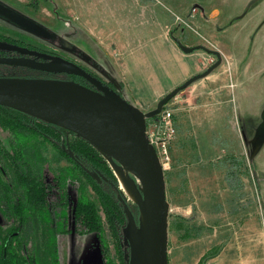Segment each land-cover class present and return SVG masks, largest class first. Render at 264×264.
<instances>
[{"label":"rangeland","instance_id":"obj_1","mask_svg":"<svg viewBox=\"0 0 264 264\" xmlns=\"http://www.w3.org/2000/svg\"><path fill=\"white\" fill-rule=\"evenodd\" d=\"M82 1L84 5H87V0L86 2L85 0H0V41L12 44L17 48H0V56L50 63L56 62V58L66 60L74 58V60L82 62L93 70L106 82L104 85L116 92L120 98L128 102L133 101L132 104L140 106L152 122L155 116L163 111L162 108L157 112L158 102L151 104V100L146 97L143 98L144 96H130L129 90L124 87V81L121 78L117 76L114 78L113 74L103 72L108 68L106 62L95 63L91 60V55L88 53L91 50L89 49V51L86 47L91 42L87 40L92 38V40L97 41V38L91 33V24H89V21L92 20L91 15L85 11ZM131 1L135 3L134 7L138 5L137 1H139L142 8L137 10L148 14L150 25L153 24L161 28L160 23L165 22L171 30L179 28V26L175 28L177 15H181L186 9H192L196 4L204 5L203 0H180L181 5H178L179 7L177 3L173 4L171 0ZM210 1L212 4L220 3L219 9L221 15L223 12L224 17L233 12L234 14L239 12L234 15L233 19L227 20L223 27L226 26L228 29L233 27L232 29L237 30L242 26L255 28L250 35L254 36L252 40L255 45H251V49L248 44L246 47L249 51L247 62L250 65L245 75L246 78L249 77L246 87L251 88L255 83V123H253L252 118L250 120V117L246 116V109L241 106L242 103L245 104V101L240 102L233 92L231 94L232 101L220 110H209L206 107L211 100L206 94L199 96L192 94L188 99H184L185 96H183L184 100L182 101L175 99L196 81L168 102L172 106L177 120L179 116V123L184 126V133L185 130H191L194 133L189 137L185 133L188 143L203 138L212 128H219L218 122L220 123L222 120V134L221 128L216 133L222 138L225 136L224 141L219 142V148L216 149V156H219V151H221L222 156L220 159L213 160V167H216L218 171L227 170V185L221 184L220 176L206 175L207 169H209L207 167L211 166L208 161L209 157L203 158L202 161L195 157L189 160L187 151L184 149L180 150V156L176 155L175 169L172 160L167 168H164L167 172V190L170 202L171 256H174V250L179 242L177 233L180 227L181 213L184 212L183 209L190 204V201H195L200 205L198 210L201 213L207 210L205 206L209 202L214 201L223 205V216L227 219V223L231 222L227 225L229 232L232 230V235L237 237L236 241L234 240L236 244L241 241L237 222H240L241 226L242 221L243 225V221H245L243 218L249 216L246 215V212H251L252 204L254 205L255 217L259 220L260 228L259 236L255 239V242H259V256L256 257L259 260L264 259V15L261 18L256 15L251 20L249 18L250 13H255L256 8H259L264 0ZM31 3H34V6H31ZM145 7L147 11H145ZM185 7L186 9H184ZM206 8L203 10L204 16ZM207 12L209 14V10ZM14 17H21L29 23L37 25L41 31L33 32L16 21ZM93 20L94 23L100 24L101 28L105 29L103 31L105 36L111 37L114 26L107 17H99ZM248 20L249 22L246 23ZM168 26L165 27V31L169 28ZM165 31L164 33L162 31L157 32L154 37L157 34L160 37L169 34L171 37L172 33H168V31L165 33ZM254 32L255 35H253ZM86 36L89 38L86 39ZM172 36L175 41L173 34ZM180 40L183 41V39ZM203 45L210 50L218 51L206 44ZM254 47L255 53L253 52ZM77 52L81 55H77ZM212 54L215 57L213 62L215 63L217 55ZM221 57L223 59L222 53ZM21 67L0 66V77L22 76L75 81L73 77L77 75L67 70L46 71ZM109 70H111L110 67ZM227 73H231V70H227ZM103 81L101 82L103 83ZM168 103L165 107L168 106ZM180 103L186 105L184 110L189 106H194L188 118L182 117L183 113H187L183 108L175 110ZM226 115L230 116L235 129H238L239 126L240 131L242 129L247 131V133L243 131V140L240 137L239 129L238 137L230 128L228 119H223V116L227 117ZM184 119H187L185 124ZM41 129L49 137L50 134L52 135V143L49 142L50 140L45 141V137L42 135H37L33 127L19 128L12 123L6 126L0 125V141L2 142L0 147L3 146L4 148V152L0 151L1 235L4 236L9 233L17 235L23 241V252L24 250L29 251L31 254L43 258L44 264H130V247L126 235L128 217L125 204L128 205L129 210L134 215L138 211L141 213V209L138 210V207L125 196L123 191L122 194L118 185L114 183L111 176V174L115 175L110 164L112 159L107 153L95 146H88L79 136L67 129L62 127L58 130L48 127ZM248 131L250 133L255 131V146L248 143L250 134ZM194 142L191 144L196 143ZM12 150L17 151L16 159H14V153L10 155ZM189 150L190 155V147ZM70 151L73 152V157L70 155ZM186 162L188 163L187 166ZM130 175L135 180L132 173ZM213 181L215 183L211 184ZM29 182L33 189L41 187L44 190L42 200L37 203L34 197L28 198L26 194V185ZM96 184L107 190V192L105 191L106 194L116 195L115 190H117L116 188L119 189L120 192L117 191L116 196L120 200L119 204L123 206V219L120 217L122 221L115 222V218L112 222L108 220L105 206L95 188ZM136 185H140L139 181ZM80 197H86L97 203V210L102 223L100 228L83 225L81 218L76 215V207ZM121 198L126 200L122 201ZM138 215L141 217V214ZM116 223L118 227H116ZM233 224L237 226H233ZM117 245L120 246V249Z\"/></svg>","mask_w":264,"mask_h":264},{"label":"crops","instance_id":"obj_2","mask_svg":"<svg viewBox=\"0 0 264 264\" xmlns=\"http://www.w3.org/2000/svg\"><path fill=\"white\" fill-rule=\"evenodd\" d=\"M171 1L173 4L177 3V6L181 5L180 0ZM203 1L205 7H207L205 16L203 12L205 9L204 5H195L194 3L195 6L192 9H186L185 7L184 9L186 10L179 15L184 22L175 18V28L179 26L177 30H171L165 22L163 24L160 23L161 28L153 24L150 25L148 23V14L137 10L142 8L139 1H137L138 5L136 7H134L135 3L131 0H87V5H84L82 1L85 11L91 15V21H93H89L91 33L97 38V41H94L88 37L89 40L86 36L87 41L91 42L90 45H88V42V46L85 45L88 50H91V52H88L91 55L90 58L95 63H99V61L102 63L106 62L108 68L103 72L105 74H113L114 78L116 76L121 78L124 81V87L128 88L130 96H144L143 98L150 99L152 104L153 102H159L162 97L195 74L205 71L215 61L214 55L204 49H196L190 53L184 52L177 43L176 38L179 40L183 39L182 43L186 46L206 44L223 54L221 65L206 77L190 85L186 91H182L175 99L182 101L188 99L192 94L197 96L206 94L208 99H211L207 105L205 104L206 107L209 110H220L228 106L229 102L232 101L231 94L233 92L240 102L245 101V104L242 103L241 106L246 109V111L244 110L247 113L246 116L250 117V120L252 118L253 123H255V83L251 88L246 87L249 77H245L250 65L247 62L249 51L246 47L248 44L251 49V45H255L252 40L254 36H250L255 28L243 27L242 25L238 30L232 29L233 27H230V29L226 26L223 27L227 20L233 19L234 15L239 12L235 14L233 12L224 17L223 12L221 15V10L219 9L220 3L212 4L210 0ZM212 5L213 7H211ZM145 11H147L146 7ZM255 15L259 18L264 15V3L259 8H256L255 13H250L249 20L255 18ZM99 17H107L108 21L114 26L111 37L105 36L103 32L105 29L101 28L100 24L94 23L93 19ZM185 22H188L189 25ZM167 26L169 28L165 31ZM160 31L172 33L176 42L172 39V34L171 37L166 34L168 36L167 39L165 34L162 37L158 34V36L154 37V34ZM253 35H255V32ZM253 52L255 53V47ZM109 67L111 70H109ZM227 70H231V73H227ZM229 82H232V84L230 85ZM183 96H185L184 99L182 98ZM130 103H133V101H130ZM138 107L142 109L140 106ZM184 107L186 105L184 106L183 103H180L175 110L177 111L180 108L184 110ZM193 107L189 106V108L185 109L184 111L187 113H183L182 117L188 118ZM226 116H223V119H228L230 128L234 130L235 136H238L237 133L240 127L238 126V129H235L230 116ZM176 117H174V121L176 127L178 126L177 135L170 147L174 169L176 168L174 160L177 156H180V150L184 149L187 151L189 160L195 157L202 161L203 158L209 157L208 161L211 166L207 167L209 169H207V174H205L213 177L220 176V183L227 185V170L218 171L216 167H213V160L220 159L222 156L221 151L218 152L219 156H216V149L219 148L218 143L224 141L223 138L225 137L223 136L222 138V136L216 134L219 128H221L222 134V120L220 123L218 122L219 128L210 129L203 138L195 141L196 143L194 141H189L188 143L185 133L187 137L194 135V133L191 130H185L184 133V126L179 123V116L178 120ZM183 122L185 124L187 119H184ZM243 131L247 133L245 129L241 131L239 129L242 140ZM248 133L250 132L248 131ZM250 134L248 143L255 146V131ZM193 142L195 144H191ZM189 147L191 148L190 155ZM253 158L255 161L254 155ZM185 164L187 166L188 163L186 162ZM165 179L168 199L167 172H165ZM214 183L215 181L211 184ZM189 203L183 209L184 212L181 213V221H179L181 229L179 227L177 233L179 242L174 250V256H171L172 245L168 225L169 264L264 263V259H256L259 256V242H255V239L259 236L260 228L259 220L255 217L253 204L251 212H246V215L249 216L243 218L245 220L243 225L242 221L241 226L240 222H237L241 241L236 244L234 240L236 241L237 237L232 235V230L229 232L227 224H231V222L227 223V219L224 218V210L221 203L209 202L205 206L207 210L203 211L205 213H199L198 208H200V205L195 201H190ZM237 225L233 224V226Z\"/></svg>","mask_w":264,"mask_h":264},{"label":"water","instance_id":"obj_3","mask_svg":"<svg viewBox=\"0 0 264 264\" xmlns=\"http://www.w3.org/2000/svg\"><path fill=\"white\" fill-rule=\"evenodd\" d=\"M14 19L28 28L33 27L21 17ZM176 41L184 52L204 49L216 54L217 61L162 97L158 102L157 112L187 86L209 75L222 61L219 51L210 50L204 45L186 46L178 38ZM0 48L17 49L16 46L1 41ZM56 59V62L50 63L0 56V64L46 71L67 70L83 76L96 88L74 80L0 77V105L67 129L107 153L120 168L130 169L134 179L139 180L141 185H136L131 177L135 188L142 191L143 201L138 204V208L146 219L145 230L125 204L130 264H169L170 204L166 193L165 170L155 146L149 140L145 112L120 98L75 62ZM70 155L74 156L72 151ZM121 200L125 201L124 198Z\"/></svg>","mask_w":264,"mask_h":264},{"label":"trees","instance_id":"obj_4","mask_svg":"<svg viewBox=\"0 0 264 264\" xmlns=\"http://www.w3.org/2000/svg\"><path fill=\"white\" fill-rule=\"evenodd\" d=\"M0 66H8L6 64H0ZM13 68H22L21 66H15V65H10ZM32 70V69H30ZM22 77V76H21ZM150 119L147 118V124L149 126L150 124ZM14 125L15 127L19 128H31L37 132V135H42L45 141L50 140L49 142H53L52 140V135L50 134V137L45 134L44 131L41 129H45V127L58 130L60 129L59 126L50 124L48 122L42 121L36 117L30 116L28 114H25L23 112H20L16 109L10 108V107H5L0 105V125L6 126L7 124ZM53 133V132H51ZM54 134V133H53ZM82 139L88 146H92L88 141L85 139L79 137ZM51 142V143H52ZM1 141H0V146H1ZM65 146V145H64ZM0 151L4 152L3 146L0 147ZM13 152L10 153L12 155L14 153L16 159V150H12ZM11 157V156H10ZM92 158V157H91ZM233 162V161H232ZM232 164V163H231ZM113 181L116 185H118V188H120L118 180L115 175H112ZM28 182V180H27ZM37 184V183H36ZM39 184V183H38ZM97 193H99V196L104 204V209L106 211V216L109 221H113L115 218V222L117 221H122L121 218L123 219L124 216V211H123V206L119 204V198L116 196L117 191H119L118 188L115 190L116 195H111L110 193L106 194L105 190L103 187L99 186L96 184ZM121 190V189H120ZM122 192V190H121ZM26 194L28 198L34 197L35 202L37 203L39 200H42L44 196V190L43 188H35L33 189L31 187V183L29 182L28 185H26ZM123 194V192H122ZM113 199V200H112ZM126 200V199H125ZM40 204V202H39ZM135 206L138 207L137 204ZM22 208H24L22 206ZM117 208V209H116ZM139 210V208H138ZM137 210V211H138ZM117 212V215H116ZM139 212V213H138ZM137 214H135L137 221L139 223L140 216L138 214H141L140 211H138ZM76 215H78L79 218H81L82 224L94 228H100L102 226L101 223V217L99 216L98 210H97V203L89 200L86 197H80L79 202L77 203L76 207ZM115 216V217H114ZM121 217V218H120ZM141 222V220H140ZM141 224V223H139ZM116 227H118V224H115ZM118 229V228H117ZM119 234L120 233V230ZM116 232V231H115ZM23 241L19 239V237L13 233H9L7 235L2 236L0 232V264H44L43 258L38 257L35 254H31L29 251L26 252L24 250L23 252ZM117 247L120 249V246L117 245Z\"/></svg>","mask_w":264,"mask_h":264},{"label":"built area","instance_id":"obj_5","mask_svg":"<svg viewBox=\"0 0 264 264\" xmlns=\"http://www.w3.org/2000/svg\"><path fill=\"white\" fill-rule=\"evenodd\" d=\"M177 20H184L177 15ZM188 24V22H185ZM189 25V24H188ZM147 134L150 142L155 146L159 159L164 168L170 164L172 160L171 143L177 135V127L174 121L173 108L168 103V106L163 107V111L155 116L153 121L149 124Z\"/></svg>","mask_w":264,"mask_h":264},{"label":"bare ground","instance_id":"obj_6","mask_svg":"<svg viewBox=\"0 0 264 264\" xmlns=\"http://www.w3.org/2000/svg\"><path fill=\"white\" fill-rule=\"evenodd\" d=\"M148 130V129H147ZM110 164L114 170V173L119 181L120 189L126 194L127 198L132 201L134 204L142 203V191H139L135 188V186L132 183L131 180V170L127 167L120 168L115 163H113V160H110ZM136 183H138L139 180L135 179ZM141 227H143L146 230V219L145 215L141 210Z\"/></svg>","mask_w":264,"mask_h":264},{"label":"flooded vegetation","instance_id":"obj_7","mask_svg":"<svg viewBox=\"0 0 264 264\" xmlns=\"http://www.w3.org/2000/svg\"><path fill=\"white\" fill-rule=\"evenodd\" d=\"M34 3H31V6H34L33 5ZM31 24V23H30ZM24 25V24H23ZM33 27L32 28H28L27 26H25V27H27L28 29H30V30H32L33 32H36V31H41V29L37 26V25H34V24H31ZM35 26V27H34ZM80 50V49H79ZM53 52V51H52ZM51 54H55V53H51ZM77 55H81V54H79L78 52H77ZM8 57H11V56H8ZM83 57V56H82ZM68 60H70V61H73V62H75L76 64H78V65H80L81 67H83L85 70H87V71H89L91 74H93L95 77H97L99 80H101V81H103L98 75H96L95 74V72H93V70H91L89 67H87L86 65H84L82 62H78L77 60H74V58H71V59H69L68 58ZM74 79H75V81H77V82H79V83H81V84H84V85H86V86H89V87H91V88H96L90 81H88L86 78H84L83 76H80V75H74V77H73ZM103 84H106V82L105 81H103Z\"/></svg>","mask_w":264,"mask_h":264}]
</instances>
